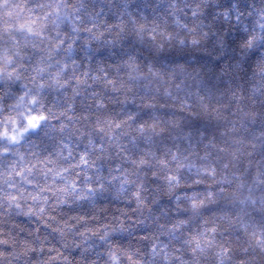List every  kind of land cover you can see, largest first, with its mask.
Segmentation results:
<instances>
[{"label": "clouds", "instance_id": "1", "mask_svg": "<svg viewBox=\"0 0 264 264\" xmlns=\"http://www.w3.org/2000/svg\"><path fill=\"white\" fill-rule=\"evenodd\" d=\"M0 264H264V0H0Z\"/></svg>", "mask_w": 264, "mask_h": 264}]
</instances>
